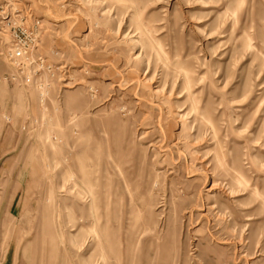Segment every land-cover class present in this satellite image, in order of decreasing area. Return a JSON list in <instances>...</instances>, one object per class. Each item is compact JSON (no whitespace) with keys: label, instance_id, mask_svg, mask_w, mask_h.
<instances>
[{"label":"rangeland","instance_id":"obj_1","mask_svg":"<svg viewBox=\"0 0 264 264\" xmlns=\"http://www.w3.org/2000/svg\"><path fill=\"white\" fill-rule=\"evenodd\" d=\"M0 264H264V0H0Z\"/></svg>","mask_w":264,"mask_h":264},{"label":"built area","instance_id":"obj_2","mask_svg":"<svg viewBox=\"0 0 264 264\" xmlns=\"http://www.w3.org/2000/svg\"><path fill=\"white\" fill-rule=\"evenodd\" d=\"M36 23H37V21L34 24H36ZM17 29H18L19 33H22V31H23L25 34H27V32L30 34L29 29L22 27L21 25L17 26ZM31 31H33V29ZM18 35L19 34L16 31H14V36H15L14 45L11 46L12 48L10 50V55L14 58L21 57L22 55H24L26 53V50H23L22 47L20 46V44H18L19 40L16 39V37H18Z\"/></svg>","mask_w":264,"mask_h":264},{"label":"bare ground","instance_id":"obj_3","mask_svg":"<svg viewBox=\"0 0 264 264\" xmlns=\"http://www.w3.org/2000/svg\"><path fill=\"white\" fill-rule=\"evenodd\" d=\"M145 30V29H144ZM154 41V40H153ZM189 76V75H188ZM187 77V76H186ZM188 83V82H187Z\"/></svg>","mask_w":264,"mask_h":264}]
</instances>
